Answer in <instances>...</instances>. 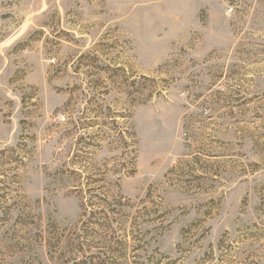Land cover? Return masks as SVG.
I'll return each instance as SVG.
<instances>
[{
  "label": "rangeland",
  "instance_id": "rangeland-1",
  "mask_svg": "<svg viewBox=\"0 0 264 264\" xmlns=\"http://www.w3.org/2000/svg\"><path fill=\"white\" fill-rule=\"evenodd\" d=\"M0 264H264V0H0Z\"/></svg>",
  "mask_w": 264,
  "mask_h": 264
}]
</instances>
